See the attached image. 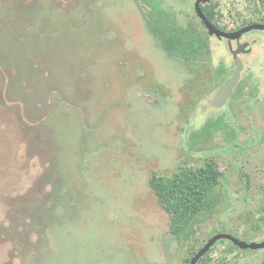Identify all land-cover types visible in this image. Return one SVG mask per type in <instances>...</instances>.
<instances>
[{"label": "rangeland", "instance_id": "obj_1", "mask_svg": "<svg viewBox=\"0 0 264 264\" xmlns=\"http://www.w3.org/2000/svg\"><path fill=\"white\" fill-rule=\"evenodd\" d=\"M157 1L206 31L195 0ZM224 5L225 30L259 17L255 0ZM208 36L192 68L160 47L136 0H0V264H185L187 248L222 229L264 240V151L239 153L248 181L219 152L251 128L264 142V31L240 39L250 50L238 55L237 107L222 116L209 104L235 61ZM210 158L222 173L218 202L177 240L148 178ZM212 246L207 264H264L260 249Z\"/></svg>", "mask_w": 264, "mask_h": 264}, {"label": "trees", "instance_id": "obj_2", "mask_svg": "<svg viewBox=\"0 0 264 264\" xmlns=\"http://www.w3.org/2000/svg\"><path fill=\"white\" fill-rule=\"evenodd\" d=\"M136 1L140 6L149 33L169 56L178 57L185 64L196 68L199 58L209 54V36L206 31L193 25L187 27L179 25L173 13L163 10L157 0ZM224 7V0L215 2L210 0L200 6L205 17L222 30L225 28L219 24L218 16ZM254 10L260 17L250 22L264 23V0H255ZM200 23L203 26L201 20ZM223 74L222 66L214 70L213 85L223 81ZM221 175L215 161L211 158L205 160L204 164L200 166H179L169 176L159 175L155 172L150 174L148 185L159 206L168 215L169 232L177 240L189 239L195 227L214 209L218 202L217 188ZM57 183H59V187L62 183L65 184L62 175H59L57 181L47 190V195L52 196L53 200L57 195H59V199L63 196L58 194ZM25 208L29 212L34 209ZM36 211H39V208ZM199 248L190 246L185 250V264H189V260ZM226 252H229V249ZM206 256H202L198 264H204Z\"/></svg>", "mask_w": 264, "mask_h": 264}, {"label": "water", "instance_id": "obj_3", "mask_svg": "<svg viewBox=\"0 0 264 264\" xmlns=\"http://www.w3.org/2000/svg\"><path fill=\"white\" fill-rule=\"evenodd\" d=\"M209 0H195L194 11L197 17L202 21L204 28L206 29L208 35L215 36L217 39L225 38L227 40L229 51L235 61V67L232 73L217 87L212 98L211 105L214 108L221 107L230 97V94L234 90L236 84L240 79L241 70L243 68L242 61L238 57L241 53L249 52L250 48L247 43H238L235 48L231 46V41H238L243 33L251 30H264V24L253 23L245 26L236 31H222L218 29L214 24H212L203 14L200 5L207 3ZM220 239H226L233 242L239 248H249V249H260L264 248V241L262 242H245L238 240L228 234H217L209 238L191 257L189 264H197L198 260L209 250V248Z\"/></svg>", "mask_w": 264, "mask_h": 264}, {"label": "flooded vegetation", "instance_id": "obj_4", "mask_svg": "<svg viewBox=\"0 0 264 264\" xmlns=\"http://www.w3.org/2000/svg\"><path fill=\"white\" fill-rule=\"evenodd\" d=\"M210 1V0H209ZM195 2V1H194ZM202 5V4H201ZM200 5V6H201ZM193 9H194V4H193ZM194 13H195V11H194ZM196 14V13H195ZM197 16V15H196ZM259 17H260V15H259ZM258 17V18H259ZM255 20H257V19H255ZM255 20H248V21H245V20H243V21H241V20H239L237 23H236V25H235V27L232 29V30H222V29H220V30H222V31H226V32H229V31H236V30H239V29H241V28H243V27H245V26H248V25H250V24H253V23H260V22H250V21H255ZM245 22H247L248 24H243V23H245ZM250 22V23H249ZM260 24H264V23H260ZM257 31H264V30H257ZM249 32V31H248ZM248 32H246V33H243L241 36H240V38H239V43H246V41H240V39H241V37L243 36V35H245V34H247ZM219 40H224L225 42H227V40L225 39V38H221V39H219ZM233 42H235V44H237V41L236 40H233ZM227 50L229 51V48L227 47ZM242 54H245V53H241V54H239V57L242 55ZM232 56V55H231ZM241 60H242V58H241ZM242 64H243V62H242ZM219 67V66H218ZM218 67H216L214 70H216ZM217 89V88H216ZM215 92V91H214ZM214 94V93H213ZM234 94H236L235 93V88H234V90L232 91V93L230 94V97L228 98V100L221 106V107H219V108H214L212 105H211V100H210V108L213 110V111H215V110H218L219 112L217 113V114H219L220 116H222V113L223 112H225L226 110H229L230 112H233L234 111V108H236L237 107V105H236V103H235V101H234V99H233V96H234ZM213 96V95H212ZM212 98V97H211ZM241 109H244V105H242L241 104ZM224 110V111H223ZM220 119V122H222L223 123V119H221V118H219ZM223 125V124H222ZM251 133V134H250ZM253 136V130H252V128H251V131H250V129H247V130H245L243 133H241V135H240V137H241V139H239V140H237V143H235L234 141H233V143L235 144H233V146H230V148L232 149V150H224V148L221 146L220 148V155L222 156V157H225L226 159L228 158V161L230 162V163H232V165L233 166H235V167H238L239 165V163L237 162V160H238V155H239V153H250V155L252 154H254V153H258V152H260V151H264V150H262L261 148H263L264 149V142H261V141H259V140H253V139H250L251 137ZM237 148V149H236ZM255 149H256V151H255ZM258 149V150H257ZM240 167V170H238L239 171V173H240V176L242 177V178H245V180L246 181H248V179H247V176L243 173V170H241V168H243L242 167V165H240L239 166ZM221 172V171H220ZM222 174V173H221ZM248 183V182H247ZM264 212V209H262V213ZM225 230H227V229H222V230H220V231H218L217 233H215L214 235H217V234H228V235H231L232 237H234L232 234H230V233H228V232H225ZM232 231V230H231ZM214 235H212V236H214ZM251 235V234H250ZM211 236V237H212ZM211 237H209V238H211ZM209 238H207V240L209 239ZM234 238H236V237H234ZM237 239V238H236ZM207 240H205L204 241V243L207 241ZM239 240V239H238ZM223 241H227V242H223ZM264 241V240H263ZM216 242H220V243H226V244H228V246L224 249V251L226 252V250L227 249H229V252H226V255H230V253L235 249V250H238V251H241L242 253H246V252H251V251H253V250H256V249H249V248H239L238 246H236L233 242H231V241H229V240H226V239H220V240H217ZM260 242H262V241H260ZM212 247L213 246H211L210 248H209V250L206 252V255L204 254V256H206V258H205V260H204V264H207V262H208V259H209V257H208V255H209V253H210V251H211V249H212ZM258 250V249H257ZM260 250L261 251H264V248H260Z\"/></svg>", "mask_w": 264, "mask_h": 264}]
</instances>
